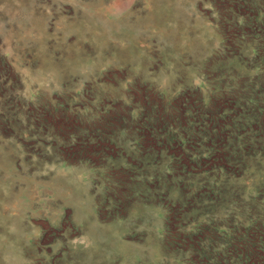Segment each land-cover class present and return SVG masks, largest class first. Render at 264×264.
Returning a JSON list of instances; mask_svg holds the SVG:
<instances>
[{
  "label": "rangeland",
  "instance_id": "1",
  "mask_svg": "<svg viewBox=\"0 0 264 264\" xmlns=\"http://www.w3.org/2000/svg\"><path fill=\"white\" fill-rule=\"evenodd\" d=\"M260 250L264 0H0V264Z\"/></svg>",
  "mask_w": 264,
  "mask_h": 264
},
{
  "label": "trees",
  "instance_id": "2",
  "mask_svg": "<svg viewBox=\"0 0 264 264\" xmlns=\"http://www.w3.org/2000/svg\"><path fill=\"white\" fill-rule=\"evenodd\" d=\"M260 254L261 260H253V258H251L250 254H246V258H247V262H249V264H263L264 263V250H260L258 252Z\"/></svg>",
  "mask_w": 264,
  "mask_h": 264
}]
</instances>
